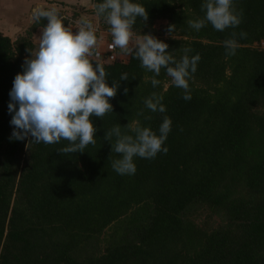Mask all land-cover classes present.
<instances>
[{
    "label": "trees",
    "instance_id": "1",
    "mask_svg": "<svg viewBox=\"0 0 264 264\" xmlns=\"http://www.w3.org/2000/svg\"><path fill=\"white\" fill-rule=\"evenodd\" d=\"M132 2L148 13L133 25L136 36L166 43L177 60L183 48L200 55L188 80L191 99L182 98L163 68L154 88V73L134 54L125 61L91 57L109 86L120 87L109 99L113 113L90 118L96 144L83 153L60 154L67 140L12 138L9 93L47 20L34 21L15 40L0 34V264H264V0H233L242 22L223 32L208 22L199 31L189 26L205 17L204 0ZM65 12L58 15L67 27ZM85 14L110 29L95 7ZM232 32L239 47L227 56L224 41ZM124 73L128 80L121 81ZM154 92L163 96L164 113L145 105ZM164 116L172 121L162 146L167 154L134 157V175L115 172L120 155L105 132L119 124L135 137L124 128L129 124L159 136Z\"/></svg>",
    "mask_w": 264,
    "mask_h": 264
},
{
    "label": "clouds",
    "instance_id": "2",
    "mask_svg": "<svg viewBox=\"0 0 264 264\" xmlns=\"http://www.w3.org/2000/svg\"><path fill=\"white\" fill-rule=\"evenodd\" d=\"M96 14L104 16L110 25L112 44L121 52L134 54L141 62V67L154 73L151 84L155 88L161 82L156 79L161 69L171 78V83L184 90L183 99L190 100L188 80L197 70L200 55L190 57V48H183L184 55L177 60L167 52L168 45L150 34L136 36L132 31L137 18L148 20L146 9L132 0H103L94 5ZM201 10L205 17L189 20L191 28L199 31L210 23L217 31L236 28L242 22L243 11L237 12L233 0H204ZM31 19L39 22L46 19L47 24L37 38L38 47L28 50L30 58L24 61L23 72L17 74L9 93L8 111L12 114L10 124L14 126L12 138L23 141L29 136V143L56 144L67 140L69 146L58 150L60 154L83 153L88 145H95L96 127L91 117L102 118L113 113L110 98L117 95L120 83L112 82L109 86L107 73L102 64H93L90 59L98 45L96 29L88 20L78 21L77 31L66 27L55 7L45 10L42 7L33 9ZM169 26L168 32H173ZM244 39L247 33L240 32ZM135 37V47L130 44ZM226 55L236 54L239 47L237 33L224 41ZM135 79V78H133ZM128 80V74L120 77ZM128 89H124L127 95ZM163 96L152 93L145 100L146 107L152 112L164 113ZM138 115H143L139 113ZM145 119H151L150 116ZM172 121L164 116L159 128V136L146 127L127 125L135 133V137L122 133L118 124L105 132L104 139L111 144L112 152L120 155L112 161V168L120 175H134L136 165L133 158H155L158 153L167 154L168 149L162 147L171 131ZM115 137L114 143L112 139Z\"/></svg>",
    "mask_w": 264,
    "mask_h": 264
},
{
    "label": "crops",
    "instance_id": "3",
    "mask_svg": "<svg viewBox=\"0 0 264 264\" xmlns=\"http://www.w3.org/2000/svg\"><path fill=\"white\" fill-rule=\"evenodd\" d=\"M1 1L0 34L12 40H15L29 30L30 26L34 23L31 19L32 11L38 6L46 8L45 10L55 7L57 11H59L60 9L58 8H62L64 9L62 11H66L65 15L67 18L71 17V14H76V16L78 14L82 19L85 15L86 17L91 16V14H85V12L94 13V7L91 2L92 0H3V3ZM94 18L95 17H93V19ZM36 35H41L40 29L36 32L35 38ZM34 40L37 42L36 39ZM97 41H99L98 45H111L112 36L103 33L97 38ZM111 50L112 48L109 46V51L107 49L104 53H100V57L115 59V55L121 54L119 49H115L114 51Z\"/></svg>",
    "mask_w": 264,
    "mask_h": 264
},
{
    "label": "built area",
    "instance_id": "4",
    "mask_svg": "<svg viewBox=\"0 0 264 264\" xmlns=\"http://www.w3.org/2000/svg\"><path fill=\"white\" fill-rule=\"evenodd\" d=\"M64 18V17H63ZM81 20H88L90 21L93 26L95 27L96 29V37L99 38L101 36V34L103 33H107L109 35H111V32H110V29L107 28V29H104L102 24L95 18V20L93 19H88V18H82ZM68 26H71L73 28V31H77V28H78V21L77 20H74L73 18L69 17L68 19V24H67V27ZM94 59L96 60H101L99 59L100 58V53L96 52V53H93V56H92ZM102 59H108V60H115L116 59V56H115V59H110L109 57L108 58H102Z\"/></svg>",
    "mask_w": 264,
    "mask_h": 264
},
{
    "label": "rangeland",
    "instance_id": "5",
    "mask_svg": "<svg viewBox=\"0 0 264 264\" xmlns=\"http://www.w3.org/2000/svg\"><path fill=\"white\" fill-rule=\"evenodd\" d=\"M1 1V0H0ZM2 3H3V0L1 1ZM92 2V1H91ZM93 6V5H92ZM94 7V6H93ZM58 8V7H57ZM58 9H60V10H63L62 8H58ZM71 16V15H70ZM88 18L89 19H92L93 20V17H91V16H88ZM94 20H95V18H94ZM164 23L163 22H157L156 24H155V27H156V29H159L160 28V26L161 25H163ZM40 35H36V40H37V38L39 37ZM103 40V39H102ZM99 42V41H98ZM100 43H101V40H100ZM109 46L110 45H97V47L94 49V51H93V53H96V52H98V53H104V51L106 50L107 51V49H108V51H109ZM135 45H130V47H134ZM37 47H38V45H37ZM261 47H264V43L263 44H261ZM112 48V50L114 51L115 49H119V48H113V47H111ZM111 50V51H112ZM120 50V49H119ZM120 52H121V50H120ZM127 55H128V53H123V52H121V54L120 55H115L116 56V58H118L117 60H122V61H125L126 59H127ZM99 59H101V60H103L102 59V57H100ZM106 60H108V59H106Z\"/></svg>",
    "mask_w": 264,
    "mask_h": 264
},
{
    "label": "water",
    "instance_id": "6",
    "mask_svg": "<svg viewBox=\"0 0 264 264\" xmlns=\"http://www.w3.org/2000/svg\"><path fill=\"white\" fill-rule=\"evenodd\" d=\"M44 8V7H43ZM44 9H46V8H44ZM33 12V11H32Z\"/></svg>",
    "mask_w": 264,
    "mask_h": 264
}]
</instances>
